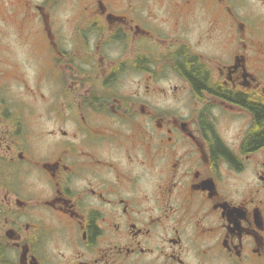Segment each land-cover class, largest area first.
I'll return each instance as SVG.
<instances>
[{
  "label": "flooded vegetation",
  "instance_id": "obj_1",
  "mask_svg": "<svg viewBox=\"0 0 264 264\" xmlns=\"http://www.w3.org/2000/svg\"><path fill=\"white\" fill-rule=\"evenodd\" d=\"M14 2L50 97L0 56V264H264V0Z\"/></svg>",
  "mask_w": 264,
  "mask_h": 264
},
{
  "label": "rangeland",
  "instance_id": "obj_2",
  "mask_svg": "<svg viewBox=\"0 0 264 264\" xmlns=\"http://www.w3.org/2000/svg\"><path fill=\"white\" fill-rule=\"evenodd\" d=\"M30 1L37 3L40 0ZM47 1L48 3H56V14L58 17L64 18L69 16L73 19L79 17V5L82 0ZM7 7L10 16L3 17V11ZM21 17L14 0H0V56H7L6 67L9 70V74L23 75L26 81H28L30 88V91L27 90V92L19 90L17 82L12 81L9 84L8 97L26 99L32 97H37V99L49 98V84L46 79L42 80V73L39 71V68H41V72L44 71L46 65L44 60L47 53L43 54L44 57L40 64H34L32 59V57L39 56L38 50H45L42 37L37 34L27 43H23V40L17 37L18 21ZM34 82L39 85L35 86ZM216 127L221 137L225 140L238 136L242 130L240 120H234V118H227L225 116L217 118Z\"/></svg>",
  "mask_w": 264,
  "mask_h": 264
},
{
  "label": "trees",
  "instance_id": "obj_3",
  "mask_svg": "<svg viewBox=\"0 0 264 264\" xmlns=\"http://www.w3.org/2000/svg\"><path fill=\"white\" fill-rule=\"evenodd\" d=\"M193 84L196 87L201 86V83L197 80H193ZM251 107L253 108V112L256 114L257 120L249 135L244 139L243 145L247 148L255 147L259 144L264 143V106L254 105Z\"/></svg>",
  "mask_w": 264,
  "mask_h": 264
}]
</instances>
